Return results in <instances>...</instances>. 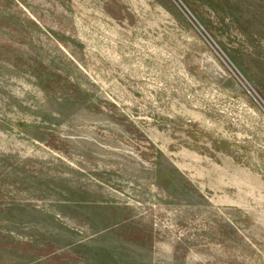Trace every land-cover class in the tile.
Masks as SVG:
<instances>
[{
  "label": "rangeland",
  "instance_id": "rangeland-1",
  "mask_svg": "<svg viewBox=\"0 0 264 264\" xmlns=\"http://www.w3.org/2000/svg\"><path fill=\"white\" fill-rule=\"evenodd\" d=\"M0 264H264V0H0Z\"/></svg>",
  "mask_w": 264,
  "mask_h": 264
}]
</instances>
